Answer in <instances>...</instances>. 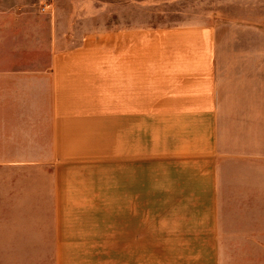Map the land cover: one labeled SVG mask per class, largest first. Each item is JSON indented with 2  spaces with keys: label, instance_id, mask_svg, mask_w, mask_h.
<instances>
[{
  "label": "crops",
  "instance_id": "1",
  "mask_svg": "<svg viewBox=\"0 0 264 264\" xmlns=\"http://www.w3.org/2000/svg\"><path fill=\"white\" fill-rule=\"evenodd\" d=\"M64 15L0 0V160L47 161L53 209L98 210L0 232V261L264 264V29Z\"/></svg>",
  "mask_w": 264,
  "mask_h": 264
},
{
  "label": "rangeland",
  "instance_id": "2",
  "mask_svg": "<svg viewBox=\"0 0 264 264\" xmlns=\"http://www.w3.org/2000/svg\"><path fill=\"white\" fill-rule=\"evenodd\" d=\"M76 30L173 27L181 24H243L264 29V0H56ZM231 31L229 34H238ZM50 165L45 160H0V232L49 231L52 215H94L98 209L50 204ZM104 215L110 209L104 208ZM39 223H15L16 217ZM46 221V222H45ZM42 260V259H41ZM6 257L0 263H25Z\"/></svg>",
  "mask_w": 264,
  "mask_h": 264
}]
</instances>
